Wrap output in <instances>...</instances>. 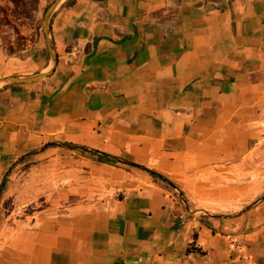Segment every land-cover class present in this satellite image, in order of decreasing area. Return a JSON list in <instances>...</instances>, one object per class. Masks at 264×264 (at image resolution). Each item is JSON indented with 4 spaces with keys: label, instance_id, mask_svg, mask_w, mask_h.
Returning a JSON list of instances; mask_svg holds the SVG:
<instances>
[{
    "label": "crops",
    "instance_id": "crops-1",
    "mask_svg": "<svg viewBox=\"0 0 264 264\" xmlns=\"http://www.w3.org/2000/svg\"><path fill=\"white\" fill-rule=\"evenodd\" d=\"M40 17L0 79L49 70ZM49 29L51 74L0 87V264H264V0H64Z\"/></svg>",
    "mask_w": 264,
    "mask_h": 264
},
{
    "label": "rangeland",
    "instance_id": "rangeland-1",
    "mask_svg": "<svg viewBox=\"0 0 264 264\" xmlns=\"http://www.w3.org/2000/svg\"><path fill=\"white\" fill-rule=\"evenodd\" d=\"M40 3L41 0H0V43L9 52L16 51L22 44L17 27L19 19L38 13L42 21L44 12L50 3H45L39 12ZM25 174L23 173V176Z\"/></svg>",
    "mask_w": 264,
    "mask_h": 264
},
{
    "label": "water",
    "instance_id": "water-1",
    "mask_svg": "<svg viewBox=\"0 0 264 264\" xmlns=\"http://www.w3.org/2000/svg\"><path fill=\"white\" fill-rule=\"evenodd\" d=\"M62 1H64V0H53L52 3H50L49 6L47 7V9L45 10L43 18H42L41 27H42V32L44 35L46 50L48 53V58H49V63H50L49 70L46 71L45 73H40V74L30 76V77H6L3 79H0V87L5 86V85H17V84L37 82V81H40V80L44 79L45 77H47L48 75L51 74V72L53 71V69L56 65V55H55L53 43L50 39L49 25H50V19H51V16H52L54 10L57 8V6ZM129 165H131V164H129ZM147 172L151 175H154L150 171H147Z\"/></svg>",
    "mask_w": 264,
    "mask_h": 264
},
{
    "label": "built area",
    "instance_id": "built-area-1",
    "mask_svg": "<svg viewBox=\"0 0 264 264\" xmlns=\"http://www.w3.org/2000/svg\"><path fill=\"white\" fill-rule=\"evenodd\" d=\"M174 191H175L176 195H178L180 201H183L180 192L177 189H174Z\"/></svg>",
    "mask_w": 264,
    "mask_h": 264
},
{
    "label": "trees",
    "instance_id": "trees-1",
    "mask_svg": "<svg viewBox=\"0 0 264 264\" xmlns=\"http://www.w3.org/2000/svg\"><path fill=\"white\" fill-rule=\"evenodd\" d=\"M101 159L107 161V159L105 157H102Z\"/></svg>",
    "mask_w": 264,
    "mask_h": 264
}]
</instances>
